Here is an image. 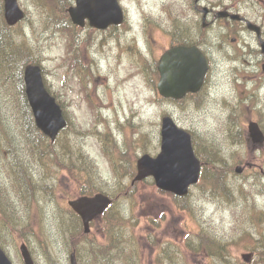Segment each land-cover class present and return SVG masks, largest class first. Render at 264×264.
<instances>
[{"label": "rangeland", "instance_id": "374dc122", "mask_svg": "<svg viewBox=\"0 0 264 264\" xmlns=\"http://www.w3.org/2000/svg\"><path fill=\"white\" fill-rule=\"evenodd\" d=\"M74 1L19 0L26 18L13 37L18 42L25 37L34 57L40 58L37 65L63 109L67 127L55 142L46 139L48 156L43 160L31 157L20 134L25 122L22 106L10 95L13 80L0 73V192H7L8 197L6 202L0 196L1 248L13 264H23L19 252L23 241L36 264H69L74 249L71 235H82V225L68 213L67 201L82 196L84 189L85 195L103 193L116 201L108 216L90 224V234L77 245L81 257L90 240L106 244L104 222L111 217L121 224L113 233L119 232L123 240L120 246L102 250L119 256L116 264H129L124 258L132 251L136 256L131 264H215L203 250L195 253L194 241L201 234L215 236L226 245L227 261L217 264H256V252L264 248V142L250 140L247 125L256 122L264 134V74L257 54L244 64L234 61L244 54L242 40L257 51L254 38L247 32L232 33L224 41L223 52L214 49L211 75L201 92L179 103L170 102L158 96L157 80L153 84L150 70L171 45L167 33L178 22L183 4L188 6L184 0H170L163 6L162 0H118L123 6V23L101 33L71 22L48 28L51 22L68 23L64 12ZM57 4L56 10L50 9ZM165 11L172 13L170 23ZM246 12L261 23L260 7ZM3 20L1 12L0 33L5 30ZM118 31L123 37L117 36ZM131 32L139 39L141 54L129 51L135 41ZM208 34L214 40L222 35ZM233 38L238 39L236 43ZM164 117L190 132L201 151L209 150L221 160L219 165L227 174L226 191L217 194L201 181L185 199H178L160 191L150 178L130 185L138 158L160 152ZM11 146L19 152L17 160L25 165L31 182L37 184L33 200L23 194L21 200L13 189L19 187L21 178L13 173ZM202 156L203 166L214 175L209 156ZM77 162L86 172V183L81 186L73 180L78 169L69 164ZM249 164L253 167L248 168ZM237 166L244 167L240 175L234 172ZM6 220L15 222L13 229L3 224ZM27 223L32 235L20 238L19 230ZM158 244L171 248L173 262L156 260L161 256ZM244 254H250L249 263L243 261Z\"/></svg>", "mask_w": 264, "mask_h": 264}, {"label": "water", "instance_id": "95a60500", "mask_svg": "<svg viewBox=\"0 0 264 264\" xmlns=\"http://www.w3.org/2000/svg\"><path fill=\"white\" fill-rule=\"evenodd\" d=\"M3 1L5 21L13 26L23 19L24 13L17 0ZM68 12L72 22L78 25H83L84 18H88L90 25L96 28H104L106 21L114 24L122 22V11L114 0H76V7L70 8ZM207 69L208 62L197 48H172L159 60L157 90L161 96L174 99L182 98L187 92H197ZM23 81L35 125L53 142L67 125L62 109L46 90L38 65L30 64L24 68ZM249 132L254 142H264L256 123L249 124ZM136 167L137 174L132 184L152 177L158 189L185 196L188 188L197 183L201 165L194 155L189 134L178 128L171 118L164 117L160 153L155 158L143 155L137 160ZM237 172L240 173L241 169H237ZM111 202L107 196L96 194L79 197L69 201L68 205L82 219L84 233H89V222L100 216ZM20 253L24 264H34L24 244L20 246ZM70 258L71 264H76L74 253ZM243 258L247 260V256ZM0 264H12L1 249Z\"/></svg>", "mask_w": 264, "mask_h": 264}, {"label": "trees", "instance_id": "16d2710c", "mask_svg": "<svg viewBox=\"0 0 264 264\" xmlns=\"http://www.w3.org/2000/svg\"><path fill=\"white\" fill-rule=\"evenodd\" d=\"M59 2L61 0H58ZM60 4L53 5L50 9L56 10L55 8H58ZM2 9V3L0 0V10ZM64 11V10H63ZM55 13V12H54ZM66 16V11L64 12ZM54 17L57 18L56 13L53 14ZM60 17H58L59 19ZM68 19V18H67ZM1 20V19H0ZM57 20V19H56ZM4 23V22H3ZM31 23V22H30ZM69 19L68 23H64L63 21H59L58 25L53 24L52 22L50 25H48V28H52L53 30L56 28H60L62 25H69ZM1 25L2 21H1ZM5 30L0 33V73L5 76L6 80H13V88L14 92H12L10 95L14 99V101L18 102L22 106V113L23 118L25 120L24 122V130L21 131V138L23 142V148L28 152V154L33 157L34 159L43 160L44 156H48L50 151L48 150V144H46V137L43 136V134L35 127L33 117L29 108V105L26 100V96L24 93V83L22 79L23 70L26 65L28 64H38L41 60L40 58H35L34 53L32 52V49L28 46V41L25 37H23L22 42H18L14 39L13 34L14 30L16 31V28H9L5 25ZM153 75L155 76V71H153ZM157 77V75H156ZM155 77V78H156ZM156 80V79H155ZM15 95V96H14ZM66 129V128H65ZM0 131L2 132V122L0 121ZM106 140H110L109 136H105ZM131 149V148H130ZM11 152H12V164L14 166L15 171L14 174H20L21 183L19 184V187L13 186V189L17 190V193L20 195V199L22 200V194L26 195L27 197H30L31 200H33L34 192L37 187V184L34 182H31L30 176L25 172V165L23 162L17 160L19 157V152L14 149L13 146H11ZM203 160L204 157L199 155ZM76 158H79V156H76ZM81 160H83V157L80 156ZM80 161V160H79ZM211 166L215 167L216 173L210 174L209 170H206V166H204L202 174H201V181H204L205 183L211 185L212 191L216 192L217 194H220L221 191H226V178L227 174L225 173V169L223 166H220L221 160L219 158H211L210 159ZM204 163V162H203ZM70 166H73L76 170L78 169V173L75 175L73 180L76 182L77 185L81 186L85 184V176L86 172L82 171L84 167L78 162L76 164L69 163ZM222 169V170H221ZM221 170V171H220ZM209 176V179L207 178ZM213 186V187H212ZM18 188V189H17ZM264 189V186L262 187ZM81 194L85 195L84 189L81 191ZM243 195L244 193L241 192ZM0 196H3V199L7 202V192L2 193L0 192ZM13 203L12 201L10 204ZM68 213L77 221L80 222L79 217L74 214L70 209H68ZM105 216H108V212L105 214ZM4 225H10V229H13V227L16 225L15 222H10L8 220L3 221ZM106 226V232H107V240L106 244L103 245V242H96L94 240H90L89 248L84 251V256L81 257L79 254V247L77 245L80 241H82L85 237H88V235H77L72 233L71 240L73 241V247L77 251L78 256V262L79 264H116L118 263V257L116 255L110 254L108 252L103 253V248H109L113 245L120 246L121 241L123 240V237H121V234L119 232L113 233L115 229L121 228V224L119 222H113L111 217H107L106 221L104 222ZM117 226V227H115ZM20 232V238L22 236L27 235L26 238H29L30 235H32V231L29 228V224L27 223L26 226L22 227ZM116 232V231H115ZM149 236L147 237V239ZM264 236L261 238L262 240ZM23 241V240H22ZM155 242H151L150 245H153ZM189 246V245H188ZM225 244H222L221 240L218 239L215 236H209L206 234H201L199 236L198 242L194 241V249L196 252H198V249L203 250L205 253L208 254L212 258V260L217 263H223L227 260H224V257L227 256L226 253H224ZM0 247H2L0 245ZM193 247H189V250H191ZM158 248L160 251H158L161 255L160 257H157V261L163 260L164 262L169 260L173 262L172 260V252L171 248L161 247L160 244H158ZM81 250V249H80ZM123 251V249H122ZM171 252V253H170ZM46 256L50 259V256L47 252ZM136 254L134 251H132L129 254L125 255L124 262L126 263H134V257ZM87 257V259H86ZM130 257L129 259H127ZM256 264H264V248H260L259 251L256 252Z\"/></svg>", "mask_w": 264, "mask_h": 264}, {"label": "flooded vegetation", "instance_id": "af4514ba", "mask_svg": "<svg viewBox=\"0 0 264 264\" xmlns=\"http://www.w3.org/2000/svg\"><path fill=\"white\" fill-rule=\"evenodd\" d=\"M208 1L210 2L207 3V0H184L188 6L183 4L182 14L180 16L177 14V17H179L177 20L178 22L174 24L173 28L167 33L169 42L171 43L167 49L176 46L196 47L202 52L210 64V69L205 77L204 88L211 75L214 49H217L219 53L223 52L222 46L227 37L231 36L232 33L240 35L243 32H247L249 36L253 37L256 41L254 43L257 45V51H252L251 45H246V41L242 40L241 50L244 54L241 59L236 58L234 61H239V63L244 64L248 61L247 58H251L253 54H257L260 56L259 65L264 74V0H257L259 4H256L254 0ZM169 2L172 3L170 0H162L161 5L163 6ZM255 6L260 7V10L263 12L261 15L262 21L259 24L254 22L253 19H251L252 17L246 12V10ZM171 17L172 13L166 12L168 23H170ZM86 26L94 31V33H101L108 29L115 30L121 25H111L106 30H96L89 27L88 23H86L85 27ZM250 26H253V28H249ZM209 31H216L222 35L218 36L219 40H214L209 37ZM119 32L120 31L117 32V36H119ZM237 40V38H233L232 42L236 43ZM85 41H87V38ZM137 45L138 41L136 39L133 47H131L129 51L134 52ZM229 56L233 57V54H229ZM241 78L243 79L246 77ZM196 95L197 94H189L186 97L188 99Z\"/></svg>", "mask_w": 264, "mask_h": 264}]
</instances>
